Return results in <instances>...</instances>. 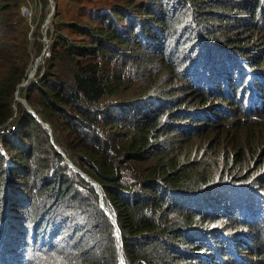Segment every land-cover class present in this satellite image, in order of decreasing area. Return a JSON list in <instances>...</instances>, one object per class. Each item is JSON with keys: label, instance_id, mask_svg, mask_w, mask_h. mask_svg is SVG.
<instances>
[{"label": "trees", "instance_id": "obj_1", "mask_svg": "<svg viewBox=\"0 0 264 264\" xmlns=\"http://www.w3.org/2000/svg\"><path fill=\"white\" fill-rule=\"evenodd\" d=\"M108 1L97 24L67 25L82 38L48 27L51 54L20 94L35 116L14 103L32 58L28 0H0V264L233 257L257 196L203 190L264 185V0ZM108 100L120 109L104 113ZM206 137L216 154L198 161Z\"/></svg>", "mask_w": 264, "mask_h": 264}, {"label": "rangeland", "instance_id": "obj_2", "mask_svg": "<svg viewBox=\"0 0 264 264\" xmlns=\"http://www.w3.org/2000/svg\"><path fill=\"white\" fill-rule=\"evenodd\" d=\"M53 1L54 2H52V0H48V5L46 8H44L43 0H28V2H26L24 5H22V10L24 9V7H27L30 9V13L27 14L26 16L28 17L29 21L32 20V24H33L31 27H29L30 31L28 34V38H29L28 47H29V51L32 53V58H31V62L29 64V66L27 68L25 77L21 81V82L25 81L26 83L21 85L19 87V89H17L19 94H23V92L25 93L27 91V89L31 86V84L38 79L36 72H37L38 66L42 62V58H39V57L42 55L43 51L40 54H37V49L40 47V45H42V42L39 39V35L41 34V31L43 34H45V31L43 29L44 24H46V26H45L46 32H47V29L49 27L50 34H53L54 31L56 33L57 28H61V31L65 36H67L71 39H79V38H82L81 35L78 32L73 31L72 29L67 27V25L72 23L74 20L93 21V24H97L96 22H94L96 19V15H98V14L100 15V12L104 8L109 9V7H110V2L108 0H93V1L57 0L59 2V7L56 5V1L55 0H53ZM24 12L28 13V11H26L25 9H24ZM45 15H46V17L44 18ZM56 24H58V25H56ZM31 31H32V33H31ZM50 39H51V43H52V41L54 39H52V38H50ZM43 42H44V38H43ZM44 48H43V50H44ZM17 57L19 58L20 54H18ZM46 57H48V56H46ZM3 65H4L3 62H0V68L3 67ZM33 68L35 70V73H34V71H32V75L29 77V70L33 69ZM16 102L21 103V101L16 100V97H15L14 103H16ZM119 104H120V102L117 100H108L106 102H103L101 104V106L104 110V113H107V112H115V111L119 110L120 109ZM15 108L17 109V105H15ZM234 109H235V107H234ZM234 109H233V112H235ZM207 141H208V137L202 139V145L204 147L203 148V155H200L197 158L198 161L204 160L206 158V156H210V157L212 156L214 158V155L216 154L214 152V150L211 151L209 154H206V150L208 147ZM195 142L197 145H200V143H201L198 140H195ZM218 144H219V142H215L214 146L216 147V146H218ZM257 159H259V158H256V160ZM256 165H258V163L254 161V166H256ZM74 166L77 167L76 165H74ZM76 169L80 173L83 172L78 167ZM233 199H236V198H233ZM104 207L107 208L106 205ZM107 212L110 213L109 210H107ZM255 228L256 227H253L250 229H252V231H258ZM237 230H239V229H237ZM118 235H119V233H118ZM249 237H250V241H247V244L243 247V249L240 250V252L241 253H249L251 258L253 259L251 261V264H254V263H256L255 260L259 261V255H260L259 253L264 249L259 244V242L262 240L263 237L260 235L259 232H258V236H256V234L251 232V231L249 232ZM25 252L27 254L31 255L30 251L25 250ZM247 263H248V260L243 259V264H247ZM223 264H236V263L233 262L232 260H230V261L227 260Z\"/></svg>", "mask_w": 264, "mask_h": 264}, {"label": "clouds", "instance_id": "obj_3", "mask_svg": "<svg viewBox=\"0 0 264 264\" xmlns=\"http://www.w3.org/2000/svg\"><path fill=\"white\" fill-rule=\"evenodd\" d=\"M24 9L26 11H28V8L27 7H24ZM24 9H23V12H24ZM45 26H46V24L43 25V29L45 31V34H44V42H45V45L46 46H45V48H44V50L42 52V55L39 57V58H42V60L44 59V57L49 56L51 54V51H50L51 39L48 38V36H47V32H46V27ZM259 53H261V50L256 46L255 51L252 53V56H253V58L255 60H256L257 54H259ZM20 84L23 85V82H21ZM20 84L18 85L17 89H19V87L21 86ZM15 97H19L16 100H20V97L21 96H20V94L18 93L17 90L15 92ZM22 98H25V97L22 96ZM258 104H259L258 105V108L259 109H261L262 107H264V99L263 100H259L258 101ZM247 109L248 110L249 109H255L253 103H251V102L248 101V103H247ZM37 116H38V114H37ZM261 153H262V151H259L257 154L254 155V158L252 159V163H254V161H255V162L258 163V165H262L263 164V163H259L258 162V160L260 159L259 158V155ZM201 154H203V152ZM206 157H209V156H206ZM256 158H259V159L256 160ZM65 159H66V156H65ZM70 163L74 166V164L72 163V161H70ZM263 175H264V172H263ZM91 182H93V181H91ZM93 183H95V182H93ZM217 186L218 187L212 186V187H210V188H208L206 190H203L204 196L207 197V198H216V197L227 198V202H230L232 200V198H238L239 195H241L242 193L245 195V194L249 193L250 191L253 192V193H255L256 196H257L256 199L254 200V203H255V206H256L257 210L251 211L253 214L247 215L245 213L241 217V219L244 220L243 223L248 224L249 227H247V229L246 228H243L242 231H240V233H238L237 236L240 237L239 240H234V243H241V245L244 247L247 244V241H250L249 232L250 231L253 232L252 229H250V228L257 227V225H254V224L259 222L258 214L261 213V212L264 213V185L262 186V185L257 184V183H254V184L253 183L252 184L250 183L248 186H241L239 184H229V185L223 184V185H217ZM100 194H102V191L101 190H100ZM258 232L263 237L262 240H261V241H263L264 240V225L262 226V228ZM118 233H120L119 229H118ZM120 236H121V234H120ZM260 242H259V244H260ZM213 243H214L213 240L210 239V245H212ZM260 246H262V245H260ZM240 250H238L236 253H234L232 255L233 257H224V258H222L219 254H215V253H212L211 252L209 255H205L206 261L204 262V264H223L227 260H229V261L232 260L236 264H243V259H247L248 260V263L247 264H251V261L253 259L251 258L250 254L249 253H241ZM259 258H260V255H259ZM215 259L217 260V262L214 261ZM255 261H257V260H255ZM121 264H124V263L121 262Z\"/></svg>", "mask_w": 264, "mask_h": 264}, {"label": "water", "instance_id": "obj_4", "mask_svg": "<svg viewBox=\"0 0 264 264\" xmlns=\"http://www.w3.org/2000/svg\"><path fill=\"white\" fill-rule=\"evenodd\" d=\"M52 2H54L53 0H52ZM51 15V14H50ZM21 85V84H20ZM19 97H16V99H18ZM20 100L24 103V105L28 108V110L29 111H31L35 116H37V113H36V111L31 107V105L28 103V101L25 99V98H22V97H20ZM40 121V120H39ZM43 123V125L44 126H46L47 128H49L50 129V131H51V127H50V125L47 123V122H42ZM57 149H59L58 147H57ZM66 161H69L70 162V159L68 158V157H66V159H65ZM75 168H77V167H75ZM82 174L83 175H85L86 177H88V175L86 174V173H84V172H82ZM89 178V177H88ZM94 182V181H93ZM96 184L98 185V183L96 182ZM102 204L105 206V204L102 202ZM119 236H120V233H119Z\"/></svg>", "mask_w": 264, "mask_h": 264}, {"label": "bare ground", "instance_id": "obj_5", "mask_svg": "<svg viewBox=\"0 0 264 264\" xmlns=\"http://www.w3.org/2000/svg\"><path fill=\"white\" fill-rule=\"evenodd\" d=\"M31 70V72H30V75H29V77L32 75V71H34V73H35V70H34V68L33 69H30ZM26 82L24 81L23 82V84H25Z\"/></svg>", "mask_w": 264, "mask_h": 264}]
</instances>
